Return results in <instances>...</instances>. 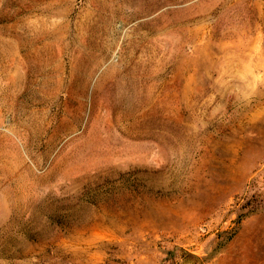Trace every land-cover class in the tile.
I'll use <instances>...</instances> for the list:
<instances>
[{"label":"rangeland","instance_id":"374dc122","mask_svg":"<svg viewBox=\"0 0 264 264\" xmlns=\"http://www.w3.org/2000/svg\"><path fill=\"white\" fill-rule=\"evenodd\" d=\"M0 72V264H264V0H0Z\"/></svg>","mask_w":264,"mask_h":264},{"label":"bare ground","instance_id":"6f19581e","mask_svg":"<svg viewBox=\"0 0 264 264\" xmlns=\"http://www.w3.org/2000/svg\"><path fill=\"white\" fill-rule=\"evenodd\" d=\"M17 61H18V60H17ZM25 65H26V64H25ZM0 73H1V72H0ZM26 74H27V79H26V80H27V83H28V81H29V80H28V76L30 75V71H27ZM13 80H14V79H13ZM14 86H15V85H14Z\"/></svg>","mask_w":264,"mask_h":264}]
</instances>
